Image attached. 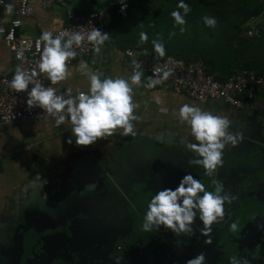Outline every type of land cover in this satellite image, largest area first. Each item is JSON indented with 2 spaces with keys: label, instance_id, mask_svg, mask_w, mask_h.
Listing matches in <instances>:
<instances>
[{
  "label": "crops",
  "instance_id": "crops-1",
  "mask_svg": "<svg viewBox=\"0 0 264 264\" xmlns=\"http://www.w3.org/2000/svg\"><path fill=\"white\" fill-rule=\"evenodd\" d=\"M8 4H12V12L7 11ZM30 4L32 15L23 21L18 34L34 37L64 25L66 10L63 7L53 5L50 9H43L40 0H30ZM69 4L75 10L83 11L78 2ZM16 7L17 0H5L0 9V20L8 23ZM228 14L232 15L229 11ZM123 50L109 38L99 53L76 59L68 66L70 74L67 79L60 81L57 87L59 94L68 89H71V95L88 92L89 80L86 70L79 68L81 62L88 65V70L103 73L101 79L129 78L134 69L125 59ZM142 54L153 62L161 60L155 53ZM0 72L5 75L13 73V60L3 43H0ZM145 85L141 76V83L132 86V100L138 105L134 109L138 119L132 121L134 134L125 136L121 134V129H117L112 136L87 147H77L74 141L67 143L72 128L69 122L59 127L55 122L0 124V241L8 236L9 228L16 221L35 208L54 177L62 179L64 195L88 199L100 189L96 179L101 166L116 170L122 154H135L156 143L171 144L181 149H186V144L198 143L192 138L189 126L180 122L177 115L185 103L213 115L227 117L230 121L228 131L232 133L264 116V88L255 90L247 109L236 110L220 100L200 103L170 90L150 91Z\"/></svg>",
  "mask_w": 264,
  "mask_h": 264
},
{
  "label": "clouds",
  "instance_id": "clouds-1",
  "mask_svg": "<svg viewBox=\"0 0 264 264\" xmlns=\"http://www.w3.org/2000/svg\"><path fill=\"white\" fill-rule=\"evenodd\" d=\"M120 2L121 11H124L127 7L125 0ZM177 8L183 10V15L180 11H172L170 15L176 24L184 25L186 23L184 16L191 11V8L184 0H179ZM12 10V4H8L7 11L12 12ZM202 19L206 26L215 27L214 17L205 16ZM85 39L92 43L93 50L99 53L105 41L109 39V34L102 33L93 26L86 34L77 31L71 34L63 32L54 36L51 31L42 32L40 40L43 42V50L38 61L39 71L45 73L53 85L67 79L70 74L67 62L77 55L73 45L79 47ZM140 39L142 42L146 41L147 34L141 33ZM152 43L154 52L159 57H163L164 45L156 40ZM79 68L86 70L85 74L89 80L87 93L79 92L77 95H71V89H68L63 94H57L56 88L35 83L27 92V107L40 108L55 117L57 127L67 118L72 125L71 136L67 143L72 144L74 141L77 147L90 146L98 140L112 136L117 129H121V134L125 136L134 134L132 121L138 119L134 115V109L138 105L132 100V86L141 83L142 72L137 70L140 65L135 64L132 75L127 79L122 77L101 79L103 73L88 70L85 62H81ZM170 74L169 71H164L159 80L149 77L150 82L145 87H154L163 79H167ZM35 76V70L29 75L17 68L10 86L18 93L24 92ZM177 115L180 122L189 126L192 138L198 142L185 145L186 149L196 157L190 163L202 167L206 175L212 176L222 164L223 149L227 145L235 146L242 139V134L228 131L230 121L227 117L213 115L188 103L179 108ZM222 191V185H217L213 191H208L192 175H184L174 189L165 188L152 196L147 205L142 228L146 232H152L158 231L163 226L164 229L171 230L176 237L189 236L195 234L193 225L198 219L202 224L199 234L205 238L204 244L210 245L211 226L223 218L225 202H231V196L221 195ZM231 227L235 229L236 225L233 223ZM187 264H205L204 253L195 255L187 261Z\"/></svg>",
  "mask_w": 264,
  "mask_h": 264
},
{
  "label": "flooded vegetation",
  "instance_id": "flooded-vegetation-1",
  "mask_svg": "<svg viewBox=\"0 0 264 264\" xmlns=\"http://www.w3.org/2000/svg\"><path fill=\"white\" fill-rule=\"evenodd\" d=\"M178 169L170 173V179L156 178L159 184L136 187L134 202L128 205L122 199L117 211L106 203L103 192L86 201L73 198L57 223L70 236L68 249L63 246L41 253L27 250V242L12 246L11 237L6 236L0 241V264H187L199 253H204L205 264H264V181L248 183L249 177L224 178L215 172L208 176L203 168L196 173ZM188 174L206 190L222 185L220 194L231 196V202L224 204L223 218L211 226L210 245L199 234L198 219L193 225L195 234L189 236L176 237L163 226L152 232L142 228L152 196L165 188L174 189Z\"/></svg>",
  "mask_w": 264,
  "mask_h": 264
},
{
  "label": "built area",
  "instance_id": "built-area-1",
  "mask_svg": "<svg viewBox=\"0 0 264 264\" xmlns=\"http://www.w3.org/2000/svg\"><path fill=\"white\" fill-rule=\"evenodd\" d=\"M83 1L86 4L106 3L105 7L107 9L114 6L116 13L124 18L127 16L133 0H125L127 7L124 11H121L120 0ZM259 1L263 5V10L259 15L252 16L247 21V27L243 32L247 38H264V0ZM69 3V0H40L43 9H50L53 5H59L66 10L64 25L51 31L54 36L63 32L71 34L77 31L86 34L91 31L92 26L102 33H107L104 29V9L83 13L75 10ZM4 5L5 0H0V9ZM31 15L32 6L30 0H17L13 18L8 23H3L0 20V43L6 46L13 60L12 74L5 75L0 72V124L55 122V117L50 116L40 108L29 109L26 104L27 92L31 90L35 83H40L44 87L50 85L55 87L56 90L60 84L58 82L53 85L48 80L47 75L39 71L38 61L43 50V42L40 40L42 32L34 37L24 36L17 32L23 25V21ZM81 26L85 28H79ZM73 50L76 51L77 55L67 62L68 66L76 59L88 58L95 52L93 44L88 42L87 39L82 41L79 47L73 45ZM123 55L133 69L135 64L140 65L137 70L142 72V77L146 84L150 82L149 77L159 80L164 71L171 73L167 79H163L154 87L148 88L150 91L157 89L170 90L174 93L184 94L200 103H205L209 100H220L233 109L243 110L250 106L255 90L264 88V77L257 76L255 71L250 69H240L223 81H219L214 76L207 74L204 63L198 60L187 62L168 55L158 62H153L145 58L138 50L129 48L123 50ZM17 68L29 75H31L33 70L36 71V76L32 78L28 88L24 92L19 93L10 86ZM57 94H59L58 90ZM65 122L70 123L67 118ZM61 191L62 179L54 177L49 182L48 190H46L44 195L53 198L58 196Z\"/></svg>",
  "mask_w": 264,
  "mask_h": 264
},
{
  "label": "trees",
  "instance_id": "trees-1",
  "mask_svg": "<svg viewBox=\"0 0 264 264\" xmlns=\"http://www.w3.org/2000/svg\"><path fill=\"white\" fill-rule=\"evenodd\" d=\"M184 2L191 8L184 16V25L176 24L170 15L172 11L183 15V10L177 8L179 0H133L124 18L116 13L114 6L107 9L106 3H91L87 12L104 9V29L123 49L155 53L152 42L156 40L164 45L163 57L201 61L207 74L216 80L223 81L240 69H250L264 77V38H247L243 34L247 21L263 10L259 0ZM205 16L215 18V27L204 24ZM141 33L147 34L146 41H141Z\"/></svg>",
  "mask_w": 264,
  "mask_h": 264
},
{
  "label": "water",
  "instance_id": "water-1",
  "mask_svg": "<svg viewBox=\"0 0 264 264\" xmlns=\"http://www.w3.org/2000/svg\"><path fill=\"white\" fill-rule=\"evenodd\" d=\"M235 133H241L242 139L235 146L227 145L223 149L222 164L215 173L224 178L249 177L248 183L264 181V116L242 125ZM249 153L252 154L251 157H248ZM195 158V154L186 149L159 143L146 146L145 150L135 154H122L118 170L101 166L96 179L97 184L99 183L97 186H100L97 193L103 192L106 203L117 211L120 201L125 200L128 205L134 202L133 192L138 186L144 188L149 182L159 184L155 181L158 177L170 179V173L177 168L192 173L202 169L190 163ZM142 176L145 178L141 180ZM73 198L78 200L81 197L64 195L61 191L53 198L45 195L42 199L39 198L35 208L9 228L7 235L12 239V246L17 245V242H27V250H39L41 253L53 248L61 250L64 249L63 246L68 249L71 246L70 236L57 223L62 210L71 204L70 200Z\"/></svg>",
  "mask_w": 264,
  "mask_h": 264
},
{
  "label": "rangeland",
  "instance_id": "rangeland-1",
  "mask_svg": "<svg viewBox=\"0 0 264 264\" xmlns=\"http://www.w3.org/2000/svg\"><path fill=\"white\" fill-rule=\"evenodd\" d=\"M74 1L75 2H78L79 4H81V6L83 7V11L84 12H87L88 11V8L91 7V4H86V3H84L83 0H69L70 3L74 2Z\"/></svg>",
  "mask_w": 264,
  "mask_h": 264
}]
</instances>
